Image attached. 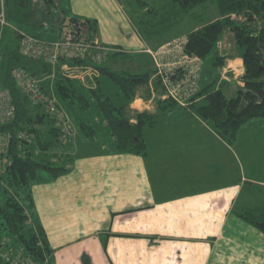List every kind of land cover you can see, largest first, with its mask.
Wrapping results in <instances>:
<instances>
[{
    "label": "crops",
    "instance_id": "obj_1",
    "mask_svg": "<svg viewBox=\"0 0 264 264\" xmlns=\"http://www.w3.org/2000/svg\"><path fill=\"white\" fill-rule=\"evenodd\" d=\"M63 1L68 7L62 15L96 22L94 39L106 48L153 55L168 43L144 39L132 13L141 20L147 9L138 10L137 1L131 9L119 0ZM176 58L159 57L155 66ZM202 67L201 87L213 78ZM224 69L223 88L243 85L237 81L244 74L237 53L226 57ZM164 99L140 88L130 105L133 122L135 112L158 120L157 143L144 140L147 157L112 152L109 144L82 138L74 128L72 147L58 150L73 159L69 173L55 180L43 176L32 187L33 224L45 230L55 264H85L84 257L89 264H264V233L243 217L264 220V160L254 170L250 156L256 155L236 151L243 133L264 125V118L248 122L230 144L189 106L160 111L157 102Z\"/></svg>",
    "mask_w": 264,
    "mask_h": 264
},
{
    "label": "trees",
    "instance_id": "obj_2",
    "mask_svg": "<svg viewBox=\"0 0 264 264\" xmlns=\"http://www.w3.org/2000/svg\"><path fill=\"white\" fill-rule=\"evenodd\" d=\"M119 1L127 8L137 1L138 10L147 9L141 20H138L140 14L132 13V16L134 20L137 18V23L141 21L144 39L149 43L160 45L182 40L169 42L172 30L182 25L186 18L196 22V27L186 34L183 51L199 58L202 66L211 68L215 76L201 87V75L198 89L188 98L186 106L228 143L235 142L239 131L248 122L264 118V0H162V4L159 0L158 5L157 0ZM6 4L7 20L17 22L21 30L37 38L48 40L36 33L39 28L50 32L59 29V38L53 39L59 40L65 31L75 30L80 24L87 29L91 39L97 34L96 22L75 16L64 17L58 13L55 0H6ZM42 5L45 6L43 10ZM207 5L215 6L217 12L210 11L206 20L202 12ZM41 11L47 14L45 20L39 19ZM236 16L237 20L234 19ZM228 31L234 35L237 56L244 65L243 85L237 87L233 97L227 96L220 79L226 57L220 54L219 42ZM137 57L147 59V62H131L133 56L117 50L109 51L106 61L100 64H94L91 57L61 59L55 77L47 78L52 74L50 63L23 55L18 45L10 50L1 48L0 86L12 94L15 118L0 125V134L11 136L7 153L0 157V264H26L20 259L15 260L20 253L21 258L29 261L27 264H55L54 258L49 259L52 249L45 230L33 224L32 187L43 180V176L55 180L72 168L71 155L58 152L73 142L61 143L62 122L70 118L73 134L75 126L82 138L100 139L110 145L112 152L147 157L143 132L155 127L157 120L153 114L135 112L136 122L132 121L130 105L137 98L139 89L145 88L146 95L157 92L165 98L157 102L160 111H171L180 104L166 96L162 77L155 74L153 59L148 55ZM118 59L130 61L131 66L134 63L136 69L130 64V68L123 67ZM65 63L92 64L99 74L86 86L80 80L63 75ZM19 68L33 78L45 79L41 83L45 93H51L47 87L52 83V92L63 116L53 117L30 103L12 78L13 71ZM243 217L264 233V220ZM84 262L89 264L85 257Z\"/></svg>",
    "mask_w": 264,
    "mask_h": 264
},
{
    "label": "built area",
    "instance_id": "obj_3",
    "mask_svg": "<svg viewBox=\"0 0 264 264\" xmlns=\"http://www.w3.org/2000/svg\"><path fill=\"white\" fill-rule=\"evenodd\" d=\"M6 10V0H0V26L2 27L0 33V60L3 29L8 25ZM86 30L80 24L75 30L65 31L61 39L52 41L37 38L21 29L15 31L18 37L17 45L23 55L43 59L55 69L61 59L83 60L91 57L94 64H100L104 61L107 53L112 51L110 48L98 43L94 38L91 39ZM185 42L186 39L184 38L181 41L169 43L161 47L156 54H153L155 60H158L159 57L169 55L171 49L181 52L180 57H177L174 62L166 65L159 64L158 75L162 77L166 96L184 106L187 105L188 98L197 91L202 72L200 59L184 53L183 45ZM101 53L103 56L105 55L103 60L100 58ZM62 68L69 75L68 77L83 82L88 77L92 79L99 74L92 64H80L73 67L64 64ZM227 73L228 71L225 69L222 73V80ZM12 78L32 105L41 107L53 117L63 116L57 98L51 93H45L41 89V83L38 79L31 77L25 70L20 68L13 71ZM14 118L15 105L12 94L9 89L0 86V125L7 124ZM62 124L63 134L60 141L62 144H69L73 140V129L68 120H65ZM10 138V135L0 134V157L7 153Z\"/></svg>",
    "mask_w": 264,
    "mask_h": 264
},
{
    "label": "rangeland",
    "instance_id": "obj_4",
    "mask_svg": "<svg viewBox=\"0 0 264 264\" xmlns=\"http://www.w3.org/2000/svg\"><path fill=\"white\" fill-rule=\"evenodd\" d=\"M59 3H58V2ZM159 1V0H158ZM158 4H160V2H158ZM157 4V5H158ZM55 5H56V7H57V10H58V13L59 14H62L63 13V7H65V8H67L68 7V5H67V3L65 2V1H63V0H55ZM207 7V9H204L203 10V12H202V16H203V18L204 19H209V17H210V15H211V13H210V11L213 13L214 11L215 12H217V9H216V7L215 6H213V5H207L206 6ZM42 10L45 8V6L44 5H42ZM64 8V9H65ZM128 8L129 9H131V6H128ZM42 13H40V15H39V19H46V16H47V14L45 13V12H43V11H41ZM61 12V13H60ZM54 17H55V15H54ZM235 20H237L238 19V17L236 16V18H234ZM53 20V19H52ZM52 20H51V22H52ZM243 21H245V18L243 17ZM50 22V21H49ZM50 22V23H51ZM196 25V22L193 20V19H191V18H186L185 19V21L182 23V25H180V26H177L176 28H174L173 30H172V32L170 33V36L169 37H171V36H174V35H176V34H179L180 35V38H178V39H184L185 37V35L188 33V31H190L192 28H194V27H196L195 26ZM1 29H2V27L0 26V33H1ZM16 29H20V26H19V24L17 23V22H10L9 20H8V25L3 29V39H2V42H1V48L2 49H7V50H10V49H12V48H14L15 46H17V44H18V37H17V33H16ZM37 31V32H36ZM35 32L36 33H40V34H42L43 35V37H45L46 39H48V40H53V39H58L59 38V35H60V33H59V29H56V30H54V31H52V32H50V31H45L43 28H39V29H37ZM34 32V31H33ZM171 39H173V40H177V38L175 39V38H172L171 37ZM173 40H171V41H173ZM170 41V42H171ZM178 41V40H177ZM179 41H181V40H179ZM219 49H220V54L221 55H223V56H226V55H224V54H229L228 56H226V57H229L230 56V58L232 57V58H234V56H236V53H237V49H236V45H235V40H234V35H233V33L231 32V31H228V32H226L225 33V35H224V37H223V39H221V41L219 42ZM170 54H172V55H174L175 57H180V54H181V52L178 50V51H176V50H172L171 49V53ZM169 54V55H170ZM93 55V54H92ZM148 56H150V58L151 59H153V67L156 69V71L157 72H155V74H158V71L160 70V68L157 66H155V58H154V55H151V54H147ZM105 56V55H104ZM103 54L101 53V59L103 60ZM164 57V56H163ZM165 57H167V55L165 56ZM132 58V57H131ZM160 58H162V57H160ZM107 59V58H106ZM105 60V59H104ZM143 61V62H147V59H140L139 57H137V56H133V59L131 60V62H134V61ZM159 60V59H158ZM106 61V60H105ZM119 63H121V65L123 66V67H125V68H130V66H131V62L130 61H120V59H118L117 60ZM103 62V61H102ZM66 65H68L69 67H73V66H75V65H71V64H68V63H65ZM130 64V66H128ZM133 65H134V63H132ZM76 65H80V64H76ZM131 66V68L133 69L134 68V70L136 69V67H134V66ZM128 66V67H127ZM56 70H57V68L56 69H54L53 67H52V74L50 75V76H48L47 78H51V77H55V75H56ZM133 70V71H134ZM225 70V69H224ZM223 70V71H224ZM204 73L205 74H209V71H210V76L212 77V76H215V72H213L212 70H211V68H209V67H207V65L204 67ZM62 73H63V75H65L66 77L67 76H69L67 73H66V71L62 68ZM201 75H202V72H201ZM240 76H242V75H240ZM46 78V79H47ZM39 81H40V83H42L45 79H38ZM90 80H91V78L90 77H88L84 82L83 81H81L82 83H84L86 86H89V84H90ZM237 81H239V82H242L241 81V78L239 79V80H237ZM243 83V82H242ZM88 84V85H87ZM237 87L238 86H236V87H233V86H231V85H228V84H225L224 85V90H225V92H226V94H227V96L228 97H233V96H235V94H236V90H237ZM47 89H49L50 91H51V94H53L54 96H55V94L52 92V89H53V85H52V83L47 87ZM56 97V96H55ZM57 98V97H56ZM58 100V99H57ZM69 121H71L70 120V118H69ZM72 122V121H71ZM70 122V123H71ZM157 122H158V120H157ZM159 122L160 123H162L163 124V122H162V120H161V118L159 119ZM73 126H74V124H73ZM74 128H75V126H74ZM256 130H247V131H245L244 133H243V135H242V138L240 139L241 141H240V145H239V147H236V151H237V153H240V148L242 149L243 148V153L242 154H249V153H252V154H255L256 156H254V155H251L250 156V158L252 159L251 160V163H252V169H254V170H256V169H259L260 168V164L258 163V160H264V125H258L256 128H255ZM155 129L154 128H147V129H145L144 130V132H143V138H144V140L146 141V143H147V145L148 144H150L151 146H154L156 143H157V138H158V134H156L155 135V131H154ZM259 131L261 132V133H259ZM80 136V135H79ZM82 136V135H81ZM80 136V137H81ZM80 137H78V138H80ZM252 139H256V145H252L251 143H250V141H252ZM248 143V144H251L250 145V147H247V145H246V143ZM261 142V143H260ZM75 147H76V151H77V149H78V146H79V142L78 143H74L73 144ZM108 146H110V145H108ZM72 147V146H71ZM70 146H69V148H71ZM96 147H97V145H96ZM95 147V148H96ZM254 147H256V149L254 150L253 148ZM261 147H263V148H261ZM94 148V149H95ZM65 149V148H64ZM253 151V152H252ZM147 153L149 154V149H147ZM147 154V155H148ZM240 155V154H239ZM240 159H242V161H245V162H248L249 161V159L248 158H242L241 156H240ZM246 171L248 172L249 171V168H247L246 167ZM12 253V252H11ZM11 253L9 254V258H10V256H11ZM18 257V256H17ZM51 258H53V257H50L49 259H51ZM22 261V263H29V261H27L26 259H23V258H21V253H20V257L19 258H16L15 260H17V261H20V260ZM25 262H24V261Z\"/></svg>",
    "mask_w": 264,
    "mask_h": 264
}]
</instances>
